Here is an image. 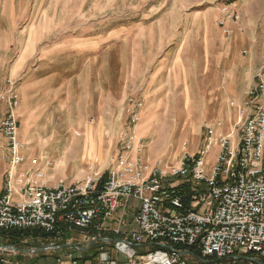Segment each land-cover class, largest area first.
Returning a JSON list of instances; mask_svg holds the SVG:
<instances>
[{
    "label": "rangeland",
    "instance_id": "374dc122",
    "mask_svg": "<svg viewBox=\"0 0 264 264\" xmlns=\"http://www.w3.org/2000/svg\"><path fill=\"white\" fill-rule=\"evenodd\" d=\"M237 1L0 0V95L11 85L17 95L19 137L30 144L22 150L24 165L36 159L48 185L83 180L89 166L103 175L116 150L117 133L127 122L130 97L142 104L138 124L145 113L155 115L153 123L137 132L145 146L143 157L178 163L185 153H196L213 121L203 105L210 80L224 77L237 88L245 86L242 70L248 60L257 62L264 74V0ZM222 5L236 6L237 23L218 25ZM231 109L238 118L237 105ZM221 121L216 133L234 140L235 132L223 117ZM85 125L101 133V150L97 144L84 153L76 143ZM75 132L81 135L72 139ZM215 155L212 147L206 160L213 163ZM138 207V201H129L126 230L134 228ZM120 213L118 208L115 216ZM15 247L28 245L19 242ZM104 250L118 262L127 260L112 243ZM46 251L25 264H55L71 248L50 250L51 255ZM97 255L93 248L81 263L97 264ZM184 259L202 264L192 255ZM205 264L256 263L242 255L232 263Z\"/></svg>",
    "mask_w": 264,
    "mask_h": 264
},
{
    "label": "built area",
    "instance_id": "2783aa9c",
    "mask_svg": "<svg viewBox=\"0 0 264 264\" xmlns=\"http://www.w3.org/2000/svg\"><path fill=\"white\" fill-rule=\"evenodd\" d=\"M219 12V26L240 19L229 6L222 5ZM223 31L229 33L226 28ZM0 99L6 100L7 108L0 120L6 151L0 232H28L29 237L20 240L23 244L30 240L71 244L77 259L69 253L58 264H81L78 258L88 257L93 248L98 252L97 264H190L185 255L198 257L200 263L207 259L236 261L244 255L264 264L262 70L255 74L241 103H229L232 108L237 105L243 120L231 127L234 140L216 133L222 126L216 120L206 126L202 148L185 153L178 163L165 157H143L145 146L136 129L142 104L130 97L127 122L117 133L116 150L106 172L102 175L89 166L83 180H59L54 185L42 179L36 159H31V166L21 168L27 162L22 150L30 144L19 137L14 111L18 98L12 85ZM214 146L218 152L212 163L206 156ZM131 199L138 201L139 207L132 218L134 228L126 230L124 213ZM118 208L121 213L115 216ZM90 243L82 256L80 249ZM111 243L115 251L126 256L125 262L112 259L104 250ZM148 246L153 249L138 253ZM14 247L0 245V264H17L10 257L18 253ZM184 250L190 253L182 254Z\"/></svg>",
    "mask_w": 264,
    "mask_h": 264
},
{
    "label": "crops",
    "instance_id": "0c3cea01",
    "mask_svg": "<svg viewBox=\"0 0 264 264\" xmlns=\"http://www.w3.org/2000/svg\"><path fill=\"white\" fill-rule=\"evenodd\" d=\"M241 1L242 0H238L237 2L239 3ZM239 4H241V3H239ZM230 8L237 11V12L239 11L235 5L234 6L231 5ZM257 65H258L257 62H255V61H252V60L247 61V67H245L242 70V73L244 76V80H243L244 82L243 83H245L246 85L245 86L243 85L241 88H237L235 82H228L227 79H225L224 77L223 78L216 77L215 79L210 80V82H211L210 88H209L208 92H206L207 94L205 95L203 105L205 106V108L209 109V115L207 117L212 118L211 119V120H213L212 122H214L216 120L221 121V117H223L225 119V122H227V124L229 126L228 129L231 130L230 124L232 123V121H233L234 125L243 121L242 118L239 117V115L237 116L238 118H235V115L233 114V111L231 109L232 107H230L229 101H230V99L235 100V101H237L236 102L237 105L241 103L242 99L244 98L245 90L253 83L255 74L259 70H261L260 67ZM147 105L150 106L149 103ZM5 111H6V105L0 104V120L2 119ZM23 140H24V138H23ZM214 148H215L216 153H217L218 148L216 146H214ZM26 167H28V164H25L23 168H26ZM5 170H6L5 140L0 135V190L2 189L3 174H4ZM114 224H115V222L112 223V225H114ZM125 228L127 229V227H125ZM123 229H124V227H123ZM19 242L20 241H17L16 245H19ZM2 244L12 245V243H0V245H2ZM26 244L28 245V248L17 247L19 249L18 253L12 254L10 256L11 259H13V261L16 262L17 264H25L26 260L37 258L35 255L39 253L38 252L36 254H34V253L28 254L29 252L27 253L23 250L33 249L34 247L40 248L43 245L44 246L47 245L46 242H43L42 246L36 245L38 243L33 242L32 240L28 241ZM64 244H66V243H64ZM59 245H61V244H59ZM59 251H61V250H59ZM46 252L49 253V254L47 253L48 255L52 254V252L50 250H47ZM69 253H73V251L72 250L68 251L65 254V256L68 255ZM58 260H60V259L57 258L55 264H58Z\"/></svg>",
    "mask_w": 264,
    "mask_h": 264
},
{
    "label": "bare ground",
    "instance_id": "6f19581e",
    "mask_svg": "<svg viewBox=\"0 0 264 264\" xmlns=\"http://www.w3.org/2000/svg\"><path fill=\"white\" fill-rule=\"evenodd\" d=\"M187 109H188L187 117H188L189 122H190L191 121L190 116L192 114L191 106L187 107ZM154 116H152V114L150 115L149 113H145L143 123L141 125L138 124L136 126L137 132H138L139 127H141V129H142V127L146 123H153L154 122L153 121ZM159 117H160V115H159ZM78 135H81V134H79L78 132H75V133L71 134V138L74 139ZM102 141H103V139L101 138V133L99 132V130L97 128L95 129L91 126L85 125V131L83 133L82 139L80 141H76V143L77 144L80 143V145L82 146L83 152L86 153L87 151H90L89 149H91L93 147V145H97V144H98L99 150H101L100 147H101ZM65 146H66V144H65Z\"/></svg>",
    "mask_w": 264,
    "mask_h": 264
},
{
    "label": "trees",
    "instance_id": "16d2710c",
    "mask_svg": "<svg viewBox=\"0 0 264 264\" xmlns=\"http://www.w3.org/2000/svg\"><path fill=\"white\" fill-rule=\"evenodd\" d=\"M29 233L26 231H7V232H0V243H12L13 246H16V242L20 241L22 239L28 238ZM78 260L80 263L82 261H85L87 259L83 257H79ZM235 260H231V263L234 262ZM207 262H217L216 260L213 259H208ZM202 264H205V262H201ZM83 264V263H81Z\"/></svg>",
    "mask_w": 264,
    "mask_h": 264
},
{
    "label": "water",
    "instance_id": "95a60500",
    "mask_svg": "<svg viewBox=\"0 0 264 264\" xmlns=\"http://www.w3.org/2000/svg\"><path fill=\"white\" fill-rule=\"evenodd\" d=\"M91 246V243L90 244H87V246L85 248H82L80 249L81 250V253H82V256H85V254L87 253V249ZM71 248L72 245L71 244H61V245H46V246H42L38 249H28V250H23L25 252H31V253H38V252H41V251H44V250H63L64 248ZM15 250L19 251V249L17 247H14ZM190 252L187 251V250H184L182 251V254H189ZM78 257V254L77 252H74L73 253V258L74 259H77ZM238 259H240V257H238ZM257 262V261H256ZM259 264V262H257Z\"/></svg>",
    "mask_w": 264,
    "mask_h": 264
}]
</instances>
